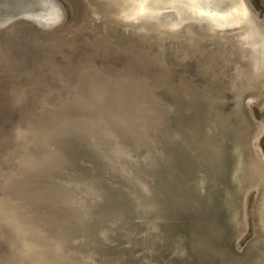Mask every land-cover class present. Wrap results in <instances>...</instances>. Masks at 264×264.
Segmentation results:
<instances>
[{
  "label": "bare ground",
  "instance_id": "6f19581e",
  "mask_svg": "<svg viewBox=\"0 0 264 264\" xmlns=\"http://www.w3.org/2000/svg\"><path fill=\"white\" fill-rule=\"evenodd\" d=\"M87 1L89 8L92 6L95 10L94 13L91 9L94 20L99 21V15L128 31L147 32L145 28L159 26L163 31L174 33L183 27L192 30L194 22L202 20L210 21L215 32L224 28L233 30L230 31L231 40L228 39L232 45L226 51L244 61L243 65H237L236 74L228 80V88L236 90L233 109H224L225 92L221 89L212 92L208 87L201 89L188 83L175 85L167 72L160 73L153 80L148 79L151 78L153 55L148 51L124 50V47L119 53L128 55V66L98 69L92 62L82 61L69 77L62 76V71L51 70L44 78L51 76L53 84L57 83L53 91L63 89L60 93L77 105L87 103L86 97L93 95L90 98L93 101L107 106L113 99L122 108L125 92L144 116L137 120L135 127L142 140L168 142L162 148L166 147L167 156L176 163L170 173L174 176L172 183L168 185L169 189H165L170 194H165L160 185L155 187L158 191H152L153 201L162 205L163 215L172 224L171 228L164 230L167 240L161 248L164 260L160 259L159 264H264V240L260 239L261 250L252 248L259 239L257 235L243 251H237L233 243L231 245V236L238 232L245 220L241 213L242 195L258 188V197L255 198L258 224L257 212L263 191L255 174L264 168V156L255 141L263 134L264 128L255 123L251 104L260 107L264 104V32L244 0ZM190 38L195 39L194 36ZM193 50L198 52L194 47ZM220 57L215 50L208 53L210 68L216 77L220 75L217 69ZM19 62L26 64L23 59ZM49 62L50 67L55 65L53 68L57 69L56 64ZM38 92H33L32 101L27 100L25 90L9 93L12 103L8 107L20 112L17 122L20 125L13 126L12 148L0 153V235L2 242L6 243L8 258L15 264H58V261L59 264H117L112 248L127 250V239L139 235L130 210L135 206L150 208L153 202L147 199L136 203L130 191L143 196L142 192L146 191L142 190L146 188L123 186L113 169L111 172L102 170L106 165L99 163L103 151L98 150L97 154L89 144L91 140L84 127L63 115V101H48ZM30 102H33L32 106H29ZM22 123L28 127L24 129ZM163 136H166L164 140ZM150 174L152 172L148 171ZM91 176L101 178L100 184L105 188L96 197L83 186ZM212 179L217 186L231 182L232 191L226 192V200H222L224 203L228 201L222 212L220 202L211 200ZM25 187L26 191L36 190L28 195L29 202L24 203L23 211L16 202ZM94 200L100 207L83 216L85 208ZM229 202L232 204L230 208ZM198 204L208 215L207 220L223 221V235L216 239L217 256L211 254V257L199 260L195 259L185 235ZM224 220H234L235 223L228 237L225 236ZM141 221L147 222L141 234L152 235L151 220ZM96 223L108 225L112 248L107 246L96 251V257L105 253L106 260L98 263L83 261L78 257L80 252L69 250L63 241H93L92 247L96 246L99 238ZM212 239L209 236V241Z\"/></svg>",
  "mask_w": 264,
  "mask_h": 264
},
{
  "label": "water",
  "instance_id": "95a60500",
  "mask_svg": "<svg viewBox=\"0 0 264 264\" xmlns=\"http://www.w3.org/2000/svg\"><path fill=\"white\" fill-rule=\"evenodd\" d=\"M244 2L248 6L258 27H260V29L264 32V17L260 16V13L256 10L251 0H244ZM66 16V8L60 0H0V30L19 19L29 20L36 26L46 28L53 27L62 24L65 21ZM194 24L195 25H192V30L186 28L184 29L183 27L180 31L174 33H170L168 30L163 31V29L159 26L145 28L148 30L147 32L138 31L137 33L146 38L152 36V38L149 39V42L151 41L150 44L153 43L155 49H157L156 60H158V62L161 60L163 61L166 57V48L168 46L175 47L177 50H183V53L186 51V54H190L193 47L195 50L205 49L204 44L206 42L220 47L221 49L225 48V50L232 45L229 41L231 40L229 38L231 36L230 31H233L231 28H224L221 31L216 30L219 32H215L212 30V24L208 20L195 21ZM124 31L128 32L126 29H124ZM190 36H194L195 39H191ZM236 58L238 57L235 56V59ZM61 90L63 89L49 91L42 95L44 96V99L48 101L56 100L58 103L63 101L64 108L61 109L63 115L70 117L71 120H74L76 123L84 127L91 140L89 144L92 149L95 150L97 154L98 150L103 151V153L100 152L102 160L99 163L101 166L104 163L106 165H103L102 170L111 172L110 170L113 169L118 179L123 182V186L128 188L131 186L136 188L135 186H138L139 189H142L141 186H144L146 188V190H142L146 192L141 191L143 196H141L142 194L138 195L135 192L130 191L131 196L136 203L141 200L145 202L147 199H151L153 202V206L150 208L145 207L141 209L135 206L130 210V213L136 223L135 229L137 232L139 231V235L137 238L127 239V250H116L115 248H112L109 245H112L113 242L108 235L109 231L107 232L108 225L97 223L96 225L99 238L98 242L95 241L97 243L96 246L93 245L92 247L93 241L77 242L64 240L63 244L71 251L80 252L89 256L94 263L107 259L105 253H103V255L99 254V256L96 257V251L110 246L113 251L111 252L115 256L113 258H116V262H118L117 264H159L160 259L164 260V257L161 254V248H163L162 244L167 240L164 230L171 228L172 224L167 222L168 218L163 215L162 205H158L153 201L154 192L152 191H158L155 190V187L160 185V189L164 192L165 189H169L168 185L172 183L174 178L173 175L170 176V173L171 170H173L172 168L174 166L176 167V163L172 162L167 156L168 152L165 149L166 147L162 148V145L166 146V143L168 142L165 140L163 143H156L153 139L148 138H146L145 141L142 140V136L138 134L139 132L135 130V127L138 124L137 120L144 116L138 105L133 103V101L129 98L130 96L125 92L124 96H121L123 98V103L120 105L122 108H119L115 100L112 99L106 106L104 103L100 104L96 100L95 102L93 99H90L93 98V95L86 97L88 102L85 104H73V100L71 98L69 100L64 93H60ZM252 104L259 106L256 103ZM165 137L166 136H163V140ZM257 141H255V143ZM260 153L263 155L262 151ZM79 162L82 163V160H79ZM161 162L162 164H160ZM109 167L111 169H109ZM148 171H151L152 174L148 175ZM100 179L91 176L86 185L83 183L84 189L90 190V192L96 197L97 193L100 194L105 191V188L100 184ZM212 180L213 182L210 185V191H213L211 200L213 202V199H215L220 202L222 212L228 202L226 201V203H224L222 200H226L224 198L226 192L229 193V191H232L230 187L231 182L227 181L225 182L226 184L217 186L214 179ZM252 190L256 191L255 198L258 197V188L256 187L242 195L243 204H241V213L242 215H245V220H243L244 224L243 226H240L242 229H239L240 227L238 228V232L236 233L237 235L234 233L235 235H233V237L231 236V245L233 243V246H235L237 251H243L254 239L253 238L245 248H238L239 242L244 238L248 229L246 222V203ZM164 193L167 195L170 194V192L166 191ZM256 201L257 199L254 200V213ZM169 205L171 206V203H169ZM231 205L232 204L229 202L228 207ZM198 206L199 207L197 209H199V211L195 208V212H193V219L190 220L188 230L185 235L190 243V250L195 253V259L199 260L200 258L204 259L205 257H211V254L216 255V239H221L223 235V221L207 220L208 215L205 214V211L201 210V204H198ZM99 207L98 201L94 200L89 206H87V208H85L83 216L88 215L92 209H97ZM163 216L165 218H163ZM92 219L93 218H91V221L90 219H87V221L92 222ZM141 220H151L154 230L152 235L146 236V234H141V231L143 230L142 227L147 225V222ZM224 221L227 229V234L225 236L228 237L233 228H235V223L234 220L233 222H231V220ZM209 236L213 237L211 241H209ZM225 236L223 238H225ZM125 238L127 237L125 236ZM225 251L226 250H223V252Z\"/></svg>",
  "mask_w": 264,
  "mask_h": 264
},
{
  "label": "rangeland",
  "instance_id": "374dc122",
  "mask_svg": "<svg viewBox=\"0 0 264 264\" xmlns=\"http://www.w3.org/2000/svg\"><path fill=\"white\" fill-rule=\"evenodd\" d=\"M60 1L66 8L67 16L62 24L53 26L54 28L48 27L47 29L46 27L36 26L29 20L19 19L0 30V153L12 148L14 141L10 138L13 126L14 124L20 125L17 123L20 112L18 113V110L14 111L15 109L8 107L12 103V96L9 94L11 91L25 90L27 100L32 101L33 92H38L36 90H39L38 94L41 93L42 95L48 91H53L54 86L57 85L56 82L53 84L54 79H51L50 75V77L44 78L47 73L51 70L62 71L63 73L60 72L62 76L67 75L69 77L73 74L75 66L82 61L92 62L98 69L104 66L120 68L124 65L125 67L128 55L125 52L119 53L122 47H124V50L126 48L134 50L135 53L138 50L148 51V53L153 55V62H150L151 78L147 76L148 79L153 80L160 73L167 72L175 85H181L182 83L187 85L188 83L201 89L208 87L212 92L221 89L225 92V97L222 101L224 109H233L236 90L228 88L230 87L228 80L236 74V67L243 65L244 61L242 59L239 61L238 58L235 59V56L230 55L225 48L221 49L206 42L204 44L205 49L198 50V52H194L192 49L190 54H186V51L183 53V50H177L175 47L168 46L166 48V57L163 61L158 62L156 60L157 49H155L153 43H151L152 45L150 44L151 41L149 42L152 36L148 38L142 37L135 29L126 32L121 27L109 23L104 18L101 19L99 15L97 17L100 20H94L91 9L94 13L95 10L92 6L91 9L89 8L90 4L87 0ZM251 1L260 13V16L264 17V0ZM93 44L98 47L95 48ZM57 46L58 48H56ZM16 48L17 50H15ZM213 50L221 56L219 59L220 65L217 67L218 71L220 70L219 77H216L217 75L210 68L208 53ZM12 53H15V55ZM47 57H49L48 59L53 64L58 66L57 69L53 68L55 65L50 67V60L46 59ZM11 58L14 59V62ZM21 59L25 60L26 64H21L19 62ZM50 85L53 86L51 87ZM7 94H9V97ZM4 102L6 105H4ZM32 103L30 102L29 106H32ZM251 109L255 123L262 125L264 128V106L259 107L251 104ZM19 111H22V109ZM22 124L23 126L26 125V123ZM24 127L26 129L28 126ZM256 145L264 155V131L256 142ZM255 175L260 181V186L263 188L260 207L257 212L258 224H256L253 210L256 191L252 190L246 203L248 229L244 238L238 244L239 249L245 248L257 235L259 239L251 247L261 250L260 239L264 240V168L257 170ZM23 190L26 191L27 188L25 187ZM23 190L19 194L22 195L19 197L20 200H17L18 202L16 203L25 211L24 203L29 202L28 195L36 189L26 191V193ZM2 239L0 235V264H15L13 261L10 262L6 243L2 242ZM78 257L83 261L93 262L89 256H84L83 253H79ZM59 263L60 261H58Z\"/></svg>",
  "mask_w": 264,
  "mask_h": 264
}]
</instances>
